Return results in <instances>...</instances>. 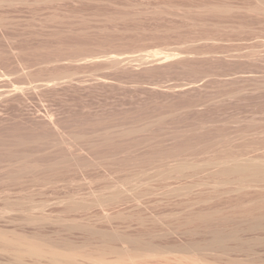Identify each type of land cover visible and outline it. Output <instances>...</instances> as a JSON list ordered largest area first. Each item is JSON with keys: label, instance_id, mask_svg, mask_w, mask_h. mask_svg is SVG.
<instances>
[{"label": "rangeland", "instance_id": "obj_1", "mask_svg": "<svg viewBox=\"0 0 264 264\" xmlns=\"http://www.w3.org/2000/svg\"><path fill=\"white\" fill-rule=\"evenodd\" d=\"M0 264H264V0H0Z\"/></svg>", "mask_w": 264, "mask_h": 264}]
</instances>
